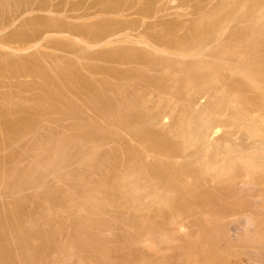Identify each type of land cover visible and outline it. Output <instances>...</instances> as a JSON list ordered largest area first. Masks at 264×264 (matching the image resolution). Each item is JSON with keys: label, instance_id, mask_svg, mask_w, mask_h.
<instances>
[{"label": "bare ground", "instance_id": "bare-ground-1", "mask_svg": "<svg viewBox=\"0 0 264 264\" xmlns=\"http://www.w3.org/2000/svg\"><path fill=\"white\" fill-rule=\"evenodd\" d=\"M9 1L13 2H10L12 5L9 6H13L11 10L14 11L23 9L22 12L27 13L36 9L39 12H50L52 8L60 10L65 7L64 9L70 12H77L75 16L79 17L78 19H89L81 21V24L65 26L67 23L64 24L60 19L47 20L49 18H42L43 16L37 19L31 16L32 18H27L31 21L25 20L31 23L29 27H32V23L35 24L33 32L26 34L20 30L12 31L10 38L16 41L33 37L37 33L42 35L50 30L61 32L68 27V31L73 29L74 33L77 30L74 34L80 32L82 35H88L91 37L89 39L96 43L110 44V41L114 42L112 36L116 34L111 31L116 27L126 30L137 25L134 28L136 29L142 23L143 26H148L147 28L159 24H173L163 20L160 15L164 13L169 0H0V14L7 11L5 9L9 7ZM222 1L218 3L219 9L215 10L220 11L217 13L222 11L223 16H214L217 19H214V22L212 18L211 24L207 23L208 29L205 27L195 31L196 29L189 28L185 34L180 35L170 26L165 32L154 33L152 39L155 43L143 51L139 48L123 50L114 47L101 52L99 56L106 60H120L123 63L139 65V69L134 67L136 71L132 70L135 72L132 75L126 73L130 75L127 79L124 80L120 75L124 80H121L120 84H107L106 80L104 89L103 82H98L97 85L91 78L88 80L80 76L79 72L74 70L73 59L72 63L64 64L66 67L62 65L61 58L56 59L62 62L59 65L51 60L55 68L57 67L56 71L61 70L62 77L66 76L65 79L59 80L60 84L69 80L66 81L67 88L70 91L74 88L73 91L76 90L78 94L89 90L87 95L84 93L85 99L83 98L84 105L89 109L81 104L77 105V101L66 97L62 90H59V94L58 89L62 87L68 90L63 85L65 81L62 82L63 86L58 83L59 87L56 85L58 80L55 81L51 75L53 83L56 82L52 85L51 76L46 77L43 70L46 68H40L39 63L37 65V57L33 56L36 66L31 63L34 59L31 60L28 56L29 61L26 58L17 61L15 59V62L10 63L7 62L10 59H7L8 57H4L7 61L1 59L11 65L6 64V67L5 63L0 61V76L6 74L4 71H13V75L17 72L19 76L21 73L35 74L38 71L41 78L42 75L45 76L43 82L40 79L42 83L38 82L41 83L40 86L35 84L40 94L37 92V95L31 97L41 100L40 104L45 102L49 107L46 108L49 109L48 112L53 108L52 115L59 116L60 121L64 120V116L69 121L71 118L75 119L76 122L72 120L73 124L72 121L68 123L75 133L72 131L71 135H74L76 140H71L70 136L57 129L58 124L65 127L64 121H61L62 124L59 121L58 124L55 123L57 130L53 124L52 127L47 124L42 127V123L36 125L41 119L30 115H37L32 113V109L36 107L33 103L34 108L30 107L29 103L28 106L32 108L30 109L26 104L20 103L26 98L19 97L18 101L14 99L15 91L12 92V99L8 92L6 103L0 104V117L3 118L0 120V147L5 143L14 145V148L16 142L22 140L24 135L26 139L29 133H33L30 134L31 139L30 135L27 137L30 141L26 140L25 146L23 144L12 149L11 153H5V158V154L1 155L4 161L0 159V194L4 191L6 194L16 195L27 189L33 192L27 196L20 194L10 198L8 202L0 203V264H120L121 260L128 257L131 261L133 257H141L143 261L137 258L138 264L139 261L152 264L154 262L147 260L151 257L142 254L145 253L143 248L146 247L152 253L153 260L154 255L159 258L161 255L164 257V254H170L172 260L175 259L174 262L180 264H224L227 256L233 254L235 249L247 252L254 258L252 261L257 260V264L258 261L264 263V214L259 217L261 210H264V41H261L264 40V18L261 19L254 13L262 9L258 6L259 0ZM198 3L196 5H200ZM224 9L226 12H223ZM121 13H140L142 17L140 21L137 19L139 22L136 23L135 19H119ZM112 15H117L116 19ZM203 20L208 22V19ZM234 21L247 24L232 30L228 37H224L229 23ZM147 28L144 29L148 30ZM69 60L67 59L71 62ZM52 67L49 69L53 70ZM91 68L89 70L92 72L96 69ZM41 70L44 74H40ZM114 74L116 75V72ZM3 77L0 79V87H3ZM26 85L29 84L24 82V87ZM55 85L59 88L56 89ZM9 87L12 88V85ZM31 87L33 86L28 88ZM57 92L60 96L56 95ZM30 93L34 94L33 91ZM73 93L77 94L75 91ZM151 93L155 94V102L152 101L153 104L149 107L147 101L150 99L146 97ZM23 94L22 92L21 95ZM203 95L207 96L206 103L201 101ZM167 96L169 98H166ZM171 96L174 97V102H182L180 106L178 102L177 110L174 108L177 102L172 103ZM59 97H63V100ZM176 97L178 98L175 101ZM33 98L29 101L32 102ZM13 100L20 101L26 109L18 104L19 107ZM2 101L0 100V103ZM57 103L60 107L55 105ZM14 104L20 111L25 112L28 109L30 114L22 116L24 112H21V117L18 114L19 108ZM40 104L38 102L36 106ZM45 105H41L42 108L47 107ZM13 106L17 108L19 117L16 116V119L11 121L6 120V114L15 111ZM39 107L37 106V110ZM84 107L94 111L96 119L94 114L93 118L84 115ZM165 107L171 108L174 125L166 130L163 127L165 131L154 129L151 118L160 120L159 116L166 110ZM174 110L177 112L174 113ZM55 112L64 115L60 116ZM48 115H51V111ZM109 116L113 118L106 122ZM99 117L101 122L106 117L104 124L97 120ZM35 118L38 119L37 122ZM50 118L48 122L52 120ZM76 118H82L81 122ZM158 119L156 123L162 120L158 122ZM220 126L236 129L242 126L251 142L246 141L247 145L239 144L240 142L234 145L230 142L231 145H228L226 141L223 145L221 142L224 140L216 138L220 142L210 143L213 151L208 148L212 153L208 152L210 155L207 156V149L200 146L206 142L205 147L212 142L214 139L210 140V136L213 137L211 134ZM65 130L66 134L70 132L67 127ZM227 130L225 135L229 137L234 130ZM2 149L1 147L0 150ZM121 152L125 153L124 161ZM254 173L262 174L259 181L258 174L256 180L254 179ZM260 181L262 186H258ZM208 185L214 186V189L217 187L218 192H214L212 187L208 188ZM160 186H168L171 190L174 188L173 193H177L176 190L179 192L174 195L172 191L167 190L170 194L165 192L167 196L164 197L162 192L166 189L161 187L159 190ZM159 203H163V207L166 206L160 207L161 210L157 213L159 215H155L156 209L160 208H156L154 204L159 207ZM206 204L210 211L217 210L215 206L221 204L224 211L212 210L208 213L209 209L204 208ZM150 206L155 207V211ZM143 207L147 209L143 210ZM146 210L153 211H148L153 214L152 218L149 213L141 212ZM192 215H195L194 219ZM146 217L161 219L155 218L156 220H151L147 225L150 220ZM185 221L190 226V233L188 229V233L182 230L186 226ZM117 227L122 228L120 232L115 230ZM117 241L126 245L129 253L125 252L118 257L119 252L122 253L123 250H120L122 246H118ZM133 261L135 263L134 259ZM124 262L126 261L121 264H125Z\"/></svg>", "mask_w": 264, "mask_h": 264}, {"label": "rangeland", "instance_id": "rangeland-1", "mask_svg": "<svg viewBox=\"0 0 264 264\" xmlns=\"http://www.w3.org/2000/svg\"><path fill=\"white\" fill-rule=\"evenodd\" d=\"M13 1V0H12ZM36 1V0H35ZM38 1V0H37ZM167 1V0H166ZM172 3H171V2ZM195 0H189L188 2H187V0H169V2L167 1V3H166V8H164V13H160V15H161V17H162V19L163 20H166V21H171V22H173V24L172 25H166V24H159V25H155L154 27H152V28H154V29H152V28H147L148 26H146V25H144L143 26V23L139 26L138 25V27L136 28V29H134V28H131L130 27V29H129V27H128V29L126 28V30H124V29H117V27L115 28V30H113V31H111V33L112 32H114V33H116V34H114L112 37H113V39H114V42H113V40L112 41H110V44L109 43H105V42H103V43H96V42H94L92 39H89V38H91V37H89L88 35H85V34H83V35H85V36H87L86 38H85V36H83L82 34H80V32L79 33H77V34H74L75 32H78L77 30L73 33V29H72V31H68V27H65L64 29H66V30H63V31H52V30H50V31H47V32H45V33H43L42 35L40 34V33H37L35 36H33V37H30V38H26L25 40L23 39H17V41L15 40V39H12V38H10V35L14 32V31H23V32H26V34H31L33 31V28L35 27V24L33 25V23H32V27H29V26H31L30 24L31 23H29V22H27L26 20H28L27 18H30L31 16H34V17H38V18H41L42 16V18H44V17H46V18H49V19H47V20H50V19H54V18H56V20L58 19H60L59 21H61V22H63L64 24L65 23H67V25H65V26H69V25H72L73 24V26H74V24H76V23H78V24H81L80 22L81 21H84V20H88L89 21V19H84V18H81V19H78L77 18V16H75V14L77 13V12H70V11H68L67 9H64L65 7H62V9H60V10H57V9H54V8H52L51 6H50V8H52V11L54 10L55 12H53L52 13V11H50V12H48V11H37L36 9V11L35 10H32V11H30V12H25V13H23L22 12V10L23 9H21V11L19 12L18 10H16V11H14V9L13 10H11L12 8H13V6H12V8L10 7L12 4H10V2L11 1H9V4L7 5V6H9V7H7V9H5V10H7L6 12H4V13H1L0 15H2V17L0 16V24H2L0 27V61L3 63H5V61H2L3 59H5V58H7V59H9V61H7V59H5L7 62H15V61H17V60H20V59H25L26 58V60L27 61H29L31 58L32 59H34L33 58V56L37 59V65H38V63L40 64L39 65V67L41 68H46V69H43L44 70V72H45V75H46V77H48L47 75H49V76H54L53 78L55 79V81H57V84H56V82H54L56 85H58V83L60 84V82H59V80L61 79V78H63V79H65L66 78V76H65V74H64V76H65V78L64 77H62L63 75H62V71L61 70H59L60 71V73H59V71H56V68H55V66H54V63H57L58 65H59V63H61L62 64V62H60V61H63V64L62 65H64V64H66V62L67 63H72V61H73V66L75 67V71L81 76L82 75V77H84L85 79H88V80H90V78L92 79V81L94 80L95 82V84H97L98 82L99 83H101V82H103V84L102 85H104L103 87H104V89H105V86L107 85V84H115V83H117L118 84V82H119V84L123 81L124 82V80L125 79H127V77H129L130 75H132L133 73H135L134 71H136V69L135 68H137V69H139V65L138 64H134V63H132V65H131V63H123V62H120V60H115V61H109V60H106V59H104V58H101L102 56H99L100 55V53L101 52H104V51H106V50H109L110 48L112 49V48H120V49H136V48H139L140 50H144V49H148V47H150L152 44H154L155 43V41H154V39H152V38H154L153 37V34L154 33H161V32H165V31H167L168 30V27H170V26H172L173 28H175L176 29V31L180 34V35H183V34H185V32L187 31V30H189V28L191 29V28H193V29H196L195 31H199V29L201 30V29H203V28H205V29H208L207 28V23H210L212 20V18H213V21H214V19L216 20L217 18H215L216 16L219 18L221 15H222V11H221V13H217L218 11H216L215 9L218 7V5L220 6V4H218V3H220V0H197L196 2H194ZM222 1V0H221ZM54 2H56V0L54 1ZM198 2H200V3H198ZM202 2V3H201ZM217 2V3H216ZM223 2V1H222ZM262 2V3H261ZM11 3H13V2H11ZM174 3V4H173ZM200 4V5H196V4ZM226 3H227V1H226ZM217 4V5H216ZM168 5V6H167ZM176 5V6H175ZM186 5V6H185ZM209 5V6H208ZM258 6H260V8L262 7V9L260 10L259 9V11H257V12H255L254 11V13H257L256 15H258V17L260 16V18L262 19V18H264V0H259V4H258ZM170 7V8H169ZM195 7V8H194ZM10 10H9V9ZM217 9H219V8H217ZM228 9V8H227ZM171 10V11H170ZM225 10V11H224ZM223 10V12H226V9H224ZM258 10V9H257ZM216 11V12H215ZM32 12V13H31ZM44 12V13H43ZM220 12V11H219ZM55 13V14H54ZM58 13V14H57ZM213 15H212V14ZM124 14V15H123ZM121 13L120 15L122 16H124L125 18H123V16L121 17L120 16V18H119V16H118V18L119 19H125V20H131V21H134V19H135V21H136V23H138L140 20L139 19H141V17H142V14H138V13H128V14H126V13ZM130 14V15H129ZM136 14V15H135ZM177 14H179V15H177ZM211 14V16H209ZM217 14V15H216ZM23 15V16H22ZM77 15V14H76ZM138 15V16H137ZM140 15V16H139ZM159 15V16H160ZM262 15V16H261ZM109 16V15H108ZM111 16V15H110ZM215 16V17H214ZM223 16V15H222ZM76 17V18H75ZM112 17H115V15L113 16L112 15ZM116 17H117V15H116ZM116 17H115V19H116ZM32 18V17H31ZM37 18V19H38ZM117 18V19H118ZM202 18V19H201ZM203 18L204 19H208V22H204L205 20H203ZM26 19V20H25ZM34 20H36L35 18H33ZM114 19V18H113ZM137 19L139 20V21H137ZM168 19V20H167ZM198 19V20H197ZM200 19V20H199ZM55 20V19H54ZM201 20H203L202 22H201ZM25 21L27 22V23H25ZM28 21H31L30 19L28 20ZM207 21V20H206ZM3 22V23H2ZM86 22V21H85ZM196 22V23H195ZM215 22V21H214ZM25 23V24H24ZM83 23V22H82ZM239 22H236V21H234V22H231V23H229V25H228V28L226 29V33H224L223 34V36L224 37H228L229 35L228 34H230V32L232 31V30H234V29H237V28H240V27H243L244 25H246L247 23H239ZM28 24V25H27ZM69 24V25H68ZM211 24V23H210ZM226 24V23H225ZM238 24V25H237ZM242 24V25H241ZM10 25V26H9ZM77 25V24H76ZM3 26V27H2ZM5 26V27H4ZM26 26V27H25ZM34 26V27H33ZM196 27V28H195ZM245 27V26H244ZM29 28H31V29H29ZM71 28V27H70ZM144 28H147L148 30H145ZM198 28V29H197ZM113 29V28H112ZM111 29V30H112ZM149 29H151L150 31H149ZM3 30V31H2ZM13 31V32H12ZM148 31V32H147ZM10 32V33H9ZM147 32V33H146ZM34 34V33H33ZM32 34V35H33ZM46 34H48V35H46ZM6 35V36H5ZM44 36H47V37H44ZM116 36V37H115ZM6 37V38H5ZM84 39H83V38ZM263 37V36H262ZM261 37V38H262ZM41 39V40H40ZM90 40H92V41H90ZM117 40H118V43H117ZM21 41V42H20ZM261 41H264V40H261ZM37 42V43H36ZM91 43V44H90ZM94 43V44H93ZM17 44V45H16ZM23 44V45H22ZM29 45V46H28ZM106 45V46H105ZM123 45V46H122ZM264 45V44H263ZM118 46H120V47H118ZM18 48H20V50L18 49ZM85 48V49H84ZM81 49V50H80ZM138 49V50H139ZM80 50V51H79ZM122 50V51H123ZM146 51V50H145ZM75 52V53H74ZM97 52V53H96ZM45 53V54H44ZM48 54V55H47ZM51 55V56H50ZM97 55V56H96ZM3 56V57H2ZM27 56H28V58H30L29 60H28V58H27ZM32 56V57H31ZM49 56H50V58H49ZM74 56V57H73ZM78 56V57H77ZM99 56V57H98ZM5 57V58H4ZM24 57V58H23ZM76 57V58H75ZM52 58V59H51ZM54 58V59H53ZM60 58H61V60H60ZM2 59V60H1ZM16 59V60H15ZM31 59V60H32ZM41 60V61H43V62H41V61H39V60ZM47 59V60H46ZM56 59H59V60H57L56 61ZM64 59V60H63ZM67 59L69 60V61H71L72 59V61L71 62H68L67 61ZM15 60V61H14ZM51 60H53L54 61V63H53V61H51ZM36 60L34 59L31 63H33V66H36V62H35ZM0 62V63H1ZM35 62V63H34ZM77 62V63H76ZM120 62V63H119ZM3 63V64H4ZM9 63V64H10ZM44 65H43V64ZM90 63V64H89ZM2 64V65H3ZM6 64H8V63H5V65ZM8 64V65H9ZM35 64V65H34ZM48 64V65H47ZM50 64V65H49ZM51 64H52V66H54V68L51 66ZM57 64H55V65H57ZM61 64H60V66H61ZM88 64V65H87ZM8 65H6V67L8 66ZM11 65V64H10ZM42 65V66H41ZM68 65H70V64H68ZM77 65V66H76ZM89 65H91V66H89ZM134 65V66H133ZM137 65V66H136ZM4 66V65H3ZM46 66V67H45ZM67 66V65H66ZM65 65H64V67H66ZM87 66V67H86ZM89 66V67H88ZM112 66V67H111ZM38 67V69H40ZM50 67H52L53 68V70L52 69H49ZM61 67H63V66H61ZM70 67V66H69ZM73 67V68H74ZM91 67H96V69L94 70V72H92V70H89V69H92ZM115 67V68H114ZM135 67V68H134ZM121 70H120V69ZM128 68V69H127ZM134 68V69H133ZM141 68V67H140ZM85 69V70H84ZM86 69H87V72H86ZM111 69V70H110ZM112 69H113V73H112ZM131 69V70H130ZM50 72H49V71ZM58 70V69H57ZM77 70H79V71H77ZM119 70V71H118ZM132 70H134V71H132ZM48 71V72H47ZM57 73H56V72ZM108 71H110V72H108ZM124 71H126V72H123ZM131 71V72H130ZM8 72H9V75L10 76H8ZM8 72H6V71H4L3 73H6L5 75H1V76H4L3 78H2V82H4V83H2L1 84V86H3V87H0V100H3L0 104H2V105H4V102L8 99V97H6V96H11L10 98L12 99V92L13 91H15V92H13L14 94H16V95H14L13 96V98L14 99H16L17 101H18V99L20 100V98L21 99H27L28 101H26V99L25 100H21V101H24V102H20V103H24V105L26 106V107H28V108H30L31 106H32V103L34 104V106L36 107V109L34 108V106H32L34 109H32V108H30V109H32L33 111H32V113L33 112H35V113H37V115L36 114H30V111H29V113L27 112V110H25V112L22 110V111H20V106L19 105H21L19 102H17L16 100V104L19 106H17L16 104H14V105H16L18 108H19V111H20V113H18L17 111V108H15L14 106V110L15 111H12V112H9V113H7L6 114V116H5V119L6 120H14V119H16V116H17V118L19 117L18 116V114L21 116V112H24L23 114H22V116H27V115H35L36 116V118H38L39 117V120L40 121H38V119H36V122L38 121V123H36V125H39L40 123H42L41 125H42V127L43 126H45V124H47L48 126L49 125H51V124H53V126H55L56 124L55 123H57L58 121H59V123L62 121H60L59 119H58V117L59 116H54V115H52V113H54V109L52 108L50 111H51V115H48V113L50 114V111L48 112V110L46 109V108H49L48 107V105H45L46 103L45 102H43L42 101V103L40 104V101L41 100H39L38 101V98H36L37 99V101H36V99H34L33 97H31V96H35V94L37 95V92L39 93V88L35 85V84H38V86H40L39 84H41L43 81H44V77H43V75H42V78H41V76H39L38 75V71L36 72L37 73V75L38 76H36V73L35 74H30V73H21V75L19 76L18 75V73L17 72H14V75L12 74V72H10V71H8ZM41 73L40 74H44V72H42V70L40 71ZM89 72V73H88ZM114 72H116V75L114 74ZM118 72H120V73H118ZM128 72V73H127ZM92 73V74H91ZM122 73V74H121ZM130 74V75H127V74ZM20 74V73H19ZM28 74V75H27ZM59 74V75H58ZM95 74V75H94ZM103 74V75H102ZM12 75V76H11ZM22 75H24V76H22ZM61 75V76H60ZM122 76V78L124 79H122L121 78V76ZM1 76H0V79H1ZM30 76H32V77H30ZM36 76V77H35ZM52 76H51V80H52ZM110 76V77H109ZM10 77V78H9ZM78 77V76H77ZM87 77V78H86ZM120 78V79H118V78ZM7 78V79H6ZM20 78V79H19ZM39 78V79H38ZM81 78V77H80ZM104 78V79H103ZM106 78V79H105ZM109 78V79H108ZM115 78H116V80H115ZM4 79H5V81H4ZM11 79V80H10ZM40 79H41V81H40ZM50 79H49V81H50ZM54 79L51 81V84L53 85L54 83H53V81H54ZM57 79V80H56ZM105 80V81H104ZM106 80L108 81V82H110V83H108L107 82V84L105 85V82H106ZM120 80V81H119ZM122 80V81H121ZM7 81V82H6ZM20 81V82H19ZM33 81V82H32ZM61 81V80H60ZM65 81V80H64ZM64 81H62L63 83H64ZM66 81H69V80H66ZM66 81H65V83H66ZM97 81V82H96ZM5 82H6V84H5ZM11 84H10V83ZM13 82H14V85H13ZM16 82V83H15ZM24 82H25V84H26V82H27V84H29L30 86H33V87H31L30 89L28 88V87H30L29 85H26V87L30 90H28L26 87H24ZM29 82V83H28ZM34 84V85H31L32 83ZM36 82V83H35ZM38 82H41V83H38ZM61 82V84L60 85H62L63 83ZM18 83V84H17ZM20 83V84H19ZM23 83V84H22ZM63 84L64 86H66L65 88H67L68 86H67V83L66 84ZM99 83L97 84V85H99ZM3 84H5V86L3 85ZM10 84V85H9ZM122 84H124V83H122ZM12 85V88L11 87H9V86H11ZM18 85H21L22 87H23V90H22V87L21 86H18ZM56 85H55V87H56ZM62 85V86H63ZM68 85H70V84H68ZM101 85V84H100ZM15 86V87H14ZM17 86V87H16ZM37 87V89H35V91H34V87ZM59 86V85H58ZM7 87H9V88H7ZM18 87L22 90H20V89H18ZM60 87V86H59ZM59 87H56V89H58ZM72 86H70V88H71ZM15 88H17V89H15ZM54 88V87H53ZM63 88V89H62ZM62 88H60V89H58V92H59V90H62L61 92L62 93H64V95L66 96V97H71V99H73V100H75V101H77V105H82V106H85L84 105V103H85V101H84V99H85V95H87V92L89 93V90L86 92L85 90V92H86V94L84 95V93L82 92V94H80L81 92H80V90H78V92H80L79 94H80V96L82 95H84L83 97L81 96H79V94L77 93V91L76 90H74L77 94H75L74 95V91H73V89L71 88V90L73 91H70L68 88V90H66V89H64V87H62ZM26 89V90H25ZM64 90V91H63ZM19 91H21V92H19ZM27 93H26V92ZM28 91H29V93H28ZM34 92V94H32V93H30V92ZM67 91H69V92H67ZM3 92H5V93H2ZM8 92L11 94H8ZM17 92V93H16ZM24 93L23 94V96L21 95V93ZM36 92V93H35ZM58 92H57V94L56 95H59L60 94V92H59V94H58ZM72 93H73V95H72ZM8 94V95H7ZM40 94V93H39ZM68 94H70L69 96H67ZM152 94V95H151ZM151 94H149L150 96H152V97H150V96H148V97H146V99H150V101L148 100L147 101V105L149 106V107H151V105L153 104V102H155V97H154V99H153V96H155V94H153V93H151ZM21 95V96H20ZM28 96V98H27V96ZM29 95H30V99H29ZM64 95L62 94V96L64 97ZM78 95V96H77ZM174 95V94H173ZM172 95V96H173ZM206 95V94H205ZM3 96H5L6 97V99H5V97H3ZM18 96V97H17ZM24 96H26V97H24ZM60 96V95H59ZM147 96V95H146ZM172 96H171V100L173 99V101H172V103L174 102V97L172 98ZM204 96V95H203ZM17 97V98H16ZM20 97V98H19ZM22 97H24V98H22ZM57 97V96H56ZM63 97L61 98V97H59V98H61L62 100H63ZM65 97V98H66ZM150 97V98H149ZM31 98H33V101L32 102H30L32 99ZM80 98H82V99H80ZM84 98V99H83ZM166 98H169V96H167ZM177 98L178 97H176V99H175V101L177 100ZM207 96L205 97H202L201 96V101H202V103H206L207 101ZM68 98H66V100H67ZM30 100V101H29ZM61 100V101H62ZM69 100V99H68ZM73 100L71 101V102H73ZM84 102H83V101ZM200 100V99H199ZM14 101V100H13ZM14 101V102H15ZM26 101V102H25ZM153 101V102H152ZM28 102V103H27ZM38 102H39V104L40 105H37L38 107L40 106L41 107V109H39L38 108V110H37V106H36V104H38ZM60 102V101H59ZM82 102V103H81ZM150 102H151V104H150ZM177 102V101H176ZM176 102H174V103H176ZM179 102V101H178ZM178 102L176 103L177 104V106H174V108H176V110L179 108L178 107ZM180 102H181V100H180ZM180 102H179V106H180ZM6 103V102H5ZM30 103V107L28 106V104ZM36 103V104H35ZM45 103V104H44ZM73 103H75V102H73ZM182 103V102H181ZM57 104H59V103H57ZM57 104H55L56 106H58V107H60V104L59 105H57ZM175 104V105H176ZM13 105V104H12ZM11 105V106H12ZM24 105H21V107L22 106H24ZM43 105H45V106H47V107H45V108H42V106ZM63 104H62V102H61V106H62ZM1 106V105H0ZM25 106L23 107L24 109H26L25 108ZM10 107V106H9ZM9 107H8V110H10L9 109ZM86 108H88L87 106H85ZM85 107L84 108H82V109H85ZM178 107V108H177ZM12 108V107H11ZM166 108V112H164V110L162 111V114H160V116H162L163 117V115H164V117L162 118V117H160L159 116V118H161L160 120L158 119V118H156L155 119V117H153V118H151L152 120H151V125H152V127L154 128V129H157V130H162L163 129V127L165 128V130L166 129H169V128H171V127H173V125H174V120L172 119L173 118V114H170L171 113V108L170 109H168L167 107H165ZM46 109V110H45ZM89 109V108H88ZM17 110V111H16ZM37 110V111H36ZM43 111V112H42ZM86 111V112H85ZM85 113H83L84 115H89L90 117H92L93 118V112L94 111H92V110H87V109H85ZM1 112V111H0ZM16 112V113H15ZM44 113V114H42V113ZM48 112V113H47ZM167 112H168V114H167ZM175 112H177V111H175L174 110V113ZM18 113V114H17ZM28 113V114H27ZM42 114V115H40V114ZM45 113H47V114H45ZM58 113V112H57ZM56 112H55V114H57ZM89 113V114H88ZM27 114V115H26ZM63 114V113H62ZM91 114H92V116H91ZM167 114V115H166ZM170 114V115H169ZM14 115V116H13ZM45 115V116H44ZM46 115H48V117L46 116ZM57 115H60V116H63V115H61V113L59 112V114H57ZM95 115L96 114H94V117H95ZM21 116V117H22ZM49 116H53L54 118L55 117H57V118H50ZM97 116V115H96ZM112 116V115H111ZM111 116H109L108 118H106V122H109V120H111L113 117H111ZM172 116V117H171ZM41 117V118H40ZM42 117H44V118H42ZM52 119V120H55V121H52V123H51V121H47L48 119ZM62 118V117H61ZM67 117H65L64 116V128H63V124H62V122H61V124L62 125H60V124H58L57 126L59 127V128H57L58 130L59 129H61L60 131L62 132L63 131V134H65V135H67V136H70L71 137V140L73 139V140H76L75 139V136L74 135H71V132L73 131L70 127H71V124H73L74 122H76L75 121V119L73 120L72 118L70 119V121H69V119L67 120L66 119ZM100 119H98L97 118V120H99L100 122H101V117H99ZM104 118V119H105ZM66 119V120H65ZM77 120H79L80 118H76ZM82 119V118H81ZM81 119L79 120V122H81ZM94 119H96V117L94 118ZM104 119H102L103 121H104ZM155 121H154V120ZM157 119H158V122L159 123H156L157 122ZM0 120L2 121L3 120V118L2 117H0ZM44 120H46V121H44ZM74 122H73V121ZM108 120V121H107ZM72 121V123L70 124V126H69V123L68 122H71ZM101 122V123H103L104 124V122ZM152 121H154V124H153V122ZM44 122V123H43ZM49 124H48V123ZM54 122V123H53ZM166 123H168V124H166ZM170 123V124H169ZM44 124V125H43ZM156 124V125H155ZM161 124V125H160ZM164 124V125H163ZM173 124V125H172ZM154 125V126H153ZM171 126V127H170ZM38 127V126H37ZM51 127H52V125H51ZM61 127V128H60ZM66 127H67V130H70V132L69 131H67V133L68 134H66V133H64L66 130ZM69 127V128H68ZM224 127V126H223ZM222 126H220V127H218V130L216 131V132H214L213 134H211V135H213V137L212 136H210V140H213L212 142L210 141L209 143H208V145H206L205 147H204V145H205V143L203 144V146H202V144H201V148H206L207 150H208V148L210 149L211 148V151H213V146L210 144V143H212L213 144V142L214 143H216V141L217 140H220V141H223V142H221V144H223L224 145V143L226 144V141H228L227 142V144L229 143L230 145H231V143L232 144H234L235 145V143L237 144V143H239V144H243V145H247V143H249V142H251V141H249V140H251L250 138H247V136H246V132L245 131H243V129L244 128H242V126L240 127V129L237 127V129H239L238 131H237V129H236V127H234V128H229L228 126H225L224 128H223ZM227 127V128H226ZM39 129H40V127H38ZM55 129H56V126L54 127ZM63 128V129H62ZM56 129V130H57ZM224 129V130H223ZM227 129H231V131H233L234 132V134H233V132H232V134L230 133V136H231V138H230V136L229 137H227V134L225 135V133H226V131H228ZM233 129V130H232ZM242 129V130H241ZM42 130H43V128H42ZM164 129H163V131H165ZM59 131V132H60ZM224 132V134H222ZM29 133V132H28ZM27 133V134H28ZM73 134H75L74 133V131L72 132ZM30 134H33V133H29V135ZM70 134V135H69ZM238 134V135H237ZM243 134V135H242ZM29 135H27V137L29 136ZM235 135V136H234ZM31 136L32 135H30V139H31ZM72 136H74V137H72ZM238 136V137H237ZM241 136H242V138H241ZM245 136V137H244ZM26 137V139H25V135L22 137L25 141H23V139L21 140H19L18 142H16V147H14L13 148V146L14 145H11V146H9V144H6L5 145V143H4V145H2L1 144V147L4 149H2V150H0L1 152H0V159L2 160L3 159V161H4V158L7 156L6 154H9V153H11L12 151V149L14 150L15 148H17V147H20V146H23V144H24V146H25V144H27V141H30V139H28ZM224 137H225V139H224ZM226 137H227V139L228 140H226ZM216 138H217V140H216ZM222 138V139H221ZM235 138V139H234ZM246 140H245V139ZM230 139V140H229ZM236 139H238V140H236ZM27 140V141H26ZM220 141H217L218 143L220 142ZM233 141V142H232ZM246 141H247V143H246ZM25 142V143H24ZM231 142V143H230ZM245 142V143H244ZM91 144V143H90ZM134 144H135V142H134ZM228 144V145H229ZM238 144V145H239ZM111 145H113V144H111ZM0 147V148H1ZM12 147V148H11ZM8 150V151H7ZM207 150H205V152H206V154H207V156H209L212 152L211 151H207ZM4 151V152H3ZM11 151V152H10ZM210 154H209V153ZM6 153V154H5ZM122 153V152H121ZM3 154V155H2ZM4 154H5V156H4ZM209 154V155H208ZM1 155L2 156H4V158L3 157H1ZM123 155H124V158H123V161L125 160V153H122V157H123ZM1 164V163H0ZM2 167V166H1ZM0 167V168H1ZM5 168V167H4ZM257 174L258 173H254V179L256 178V176H257ZM260 175H262V174H260ZM260 175L258 174V178H257V180L258 179H260L259 177H260ZM263 179V180H262ZM261 180L263 181V183H264V178H262ZM155 180V179H154ZM157 180V179H156ZM256 180V179H255ZM259 181V180H258ZM156 182V181H155ZM158 182V181H157ZM263 183H261V181L258 183V186H262L263 185ZM209 186V185H208ZM207 186V187H208ZM161 187H163L162 189H166L164 192H162V190H161V192L162 193H164V197L165 196H167V194L166 193H168V192H166L167 190L168 191H174V188L171 190L168 186H166V188H164V186H160L159 187V190L161 189ZM210 187H212L211 185L208 187V188H210ZM264 187V186H263ZM168 188V189H167ZM201 188H202V186H201ZM200 188V189H201ZM204 188V187H203ZM206 188V187H205ZM217 188V187H216ZM216 188L214 189V186L212 187V189H213V191L215 192V191H217L218 192V190H216ZM176 190V189H175ZM26 191H28V192H26ZM31 190L30 189H27V190H25V191H23V193H20L19 192V194H17L16 193V195H12V194H6L4 191H1V194H0V196H1V198H0V203H4V202H8V201H10V198H12V197H17V196H19L20 194H23V196H27V195H29V194H31L32 192H33V190H32V192H30ZM173 191L171 192L172 194H177L179 191L178 190H176L175 192H177V193H173ZM159 192V194H160V191H158ZM166 192V193H165ZM170 192L168 193V194H170ZM4 193V194H3ZM6 194V195H5ZM2 195H4L3 197H5V198H3L2 197ZM9 195H10V197H9ZM162 195V194H161ZM174 195H170V196H174ZM8 197V198H7ZM168 197H169V195H168ZM6 199V200H5ZM9 199V200H8ZM264 201V200H263ZM162 206H161V205ZM216 204V203H215ZM215 204H214V206H215ZM159 207H157V204H154V206L156 207V208H164L163 207V203H159ZM208 204H206L205 205V207L204 208H207V209H209L208 207H206ZM212 205V204H211ZM264 205V204H263ZM262 205V206H263ZM214 206H210L209 205V207L211 208H214L215 209V207H216V209L217 210H215L216 212H223L224 210V208L222 207V205L220 204H217L215 207ZM218 206V207H217ZM221 206V207H220ZM155 207H153V206H150V208L153 210V211H155ZM189 207H191L190 209H192V205H190ZM144 209L143 210H145V209H147L146 207H143ZM149 208V207H148ZM153 208H155V209H153ZM161 208L160 209H156V212H155V215L157 214V213H159V211L161 210ZM220 208V209H219ZM263 208H264V206H263ZM150 209V210H151ZM218 209H219V211H218ZM159 210V211H158ZM206 210V209H205ZM213 209H211V211H212ZM149 211V210H148ZM147 210L146 211H141L142 213H153V211H149L148 212ZM158 211V212H157ZM208 211H210V209L209 210H207V212ZM210 211V212H211ZM214 211V210H213ZM214 211V212H215ZM262 212H264V210H261ZM210 212H208V213H210ZM213 212V213H214ZM260 213L259 214V217L261 216V217H263V214L264 213ZM149 213V214H150ZM168 213H170L169 212V210H168ZM167 213V214H168ZM226 213V212H225ZM130 215V214H129ZM146 215V214H145ZM153 215V214H152ZM151 214H150V216H151V218L153 217ZM157 215H159V214H157ZM226 215H227V213H226ZM147 216H148V214H147ZM149 216V217H150ZM160 216H162V214L160 215ZM168 216V215H167ZM149 217H146V219L149 221L148 223H147V225L150 223V222H152L153 221V219L154 220H156L155 218H158L159 219V217H155V218H153V219H149ZM192 218L193 217H195V215L193 216H191ZM145 219V220H146ZM161 219V218H160ZM159 219V220H160ZM194 219V218H193ZM146 220V221H147ZM152 220V221H151ZM146 221H145V224H146ZM191 221V220H190ZM185 223H186V226L184 227V228H182V230L184 229L185 231H183L184 233L185 232H187L188 230V232L190 233L191 232V230L190 229H188L190 226L188 225V222L187 221H185ZM119 226V225H118ZM123 226V225H122ZM193 227V226H192ZM120 228V229H119ZM117 227V229L115 228V230L116 231H121V227ZM188 229V230H187ZM192 229V228H191ZM193 229H195V227L193 228ZM69 231H71V228H70V230ZM194 231V230H193ZM187 232V233H188ZM119 245H118V244ZM117 245L118 246H122L121 247V249L120 250H123L122 251V253H120L119 251V254L117 255L118 257H119V255H122L123 253H125V252H127V253H129L128 251V248H127V246L125 245H123V243H121L120 241H117ZM121 243V244H120ZM144 247V246H143ZM146 247V246H145ZM128 250V251H127ZM145 250H147V251H145ZM143 251L145 252V253H142V254H144V255H147L148 257H151V258H149V259H147L148 261H152V262H154V263H156V264H159V262H160V264H163L164 262H161V261H166V263L167 264H169V263H172V264H176V263H178V262H174V261H176L175 259L174 260H172V258L169 256L170 254H164V257L162 256H160L159 258H158V256L156 257L155 255H154V260H153V255H152V253H150V251H148V249H147V247H146V249H144L143 248ZM234 252H233V254L232 253H230L228 256H227V260L226 261H224V264H253V262L255 263V264H257L256 262H257V260H254V261H252L254 258L251 256V255H249L247 252H242L241 250H233ZM236 251V252H235ZM240 251V252H239ZM243 254H242V253ZM149 255H151V256H149ZM168 257H167V256ZM232 255V256H231ZM245 255H247V256H245ZM249 256V257H248ZM171 258V260H170V258ZM250 257H252L251 259H250ZM136 257H133V259L135 260V263H136V260H138L137 258H139V260H142L141 259V257H137L136 259H135ZM165 258L167 259V260H165ZM169 258V259H168ZM229 258V259H228ZM231 258V259H230ZM133 259H132V261L129 259V257L128 258H126V260H123V261H126V262H124L125 264H129V263H127V262H133L134 263V261H133ZM157 259V260H156ZM159 259V260H158ZM163 259V260H162ZM249 259V260H248ZM161 260V261H160ZM170 260V261H169ZM235 260V261H234ZM122 260H121V262H120V264L123 262ZM143 261V260H142ZM142 261H139L141 264H143L142 263ZM157 261V262H156ZM159 261V262H158ZM256 261V262H255ZM138 262V261H137ZM169 262V263H168ZM134 263V264H135ZM139 263V264H140ZM154 263H152V264H154ZM165 263V264H166ZM222 263V262H221ZM221 263H217V264H221ZM136 264H138V263H136ZM145 264V263H144ZM146 264H148V263H146ZM178 264H180V263H178ZM216 264V263H215ZM223 264V263H222ZM258 264H261V262H259L258 261ZM262 264H264V263H262Z\"/></svg>", "mask_w": 264, "mask_h": 264}]
</instances>
